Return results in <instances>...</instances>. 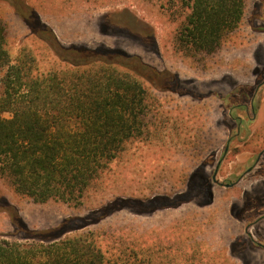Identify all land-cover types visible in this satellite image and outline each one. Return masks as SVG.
Masks as SVG:
<instances>
[{
  "label": "trees",
  "instance_id": "16d2710c",
  "mask_svg": "<svg viewBox=\"0 0 264 264\" xmlns=\"http://www.w3.org/2000/svg\"><path fill=\"white\" fill-rule=\"evenodd\" d=\"M155 3L174 24L173 51L204 61L220 53L230 37L243 30L256 0ZM27 15L23 12L25 18ZM147 37L155 44L152 30ZM44 41L40 44L52 50ZM9 56L0 19V179L15 195L36 203L59 201L79 206L99 180L109 175L111 163L127 153L129 143L157 136L151 128L162 122L158 98L130 66L96 58L92 50L76 46L57 56L60 66L46 70H39V60L30 47H20L12 60ZM262 146L264 124L247 137L242 149ZM170 198L163 194L148 199L151 212L195 200L187 190L176 192L168 202ZM227 220L232 229L237 226L232 218ZM64 223L33 232L25 242L0 235V264H251L256 255L245 247H231V253L242 260L237 263L225 255L228 240L222 244L213 237L211 226H194L191 221L184 236L178 225L174 227V238L167 237L172 242L162 244L160 235L144 232V247L140 248L131 240H109L106 233L67 228ZM70 231L73 233L67 235ZM101 236L107 241L99 240Z\"/></svg>",
  "mask_w": 264,
  "mask_h": 264
},
{
  "label": "rangeland",
  "instance_id": "374dc122",
  "mask_svg": "<svg viewBox=\"0 0 264 264\" xmlns=\"http://www.w3.org/2000/svg\"><path fill=\"white\" fill-rule=\"evenodd\" d=\"M155 1L25 0L26 5L23 0H0V19L5 25L10 60L20 47L27 46L36 54L39 70H46L60 66L57 56H64L68 47L90 49L96 58L121 62L136 70L147 81L151 94L158 98L162 121L151 128L156 137L127 145V153L111 163L109 175L99 180L79 206L59 201L33 202L15 195L0 179L2 238L25 242L31 233L54 229L66 221L67 228L106 233L109 240H131L140 248L144 247V232L160 235L163 244L172 240L167 237L174 238L172 230L176 225L184 236L191 227L190 221L194 225L204 218L207 208L196 203L201 202L205 186L200 174L196 178L190 176L187 155L191 131L204 132L206 128L200 127L202 117L196 120V126L190 119L189 113L194 112L196 116L198 111L189 109L190 94H194L192 91L197 87L211 89L208 92L218 96L221 93L215 86L225 80L235 81V87H241L236 90L237 95L243 89H253L257 81L264 80V34L252 33L245 22L243 30L234 33L217 55L206 57L204 61L185 58L173 51L174 24L160 12ZM23 12L29 15L25 18ZM151 30L155 44L147 37ZM38 36L53 49L41 45L42 39L39 41ZM251 36L256 38L252 43L248 40ZM120 50L123 53H119ZM235 87L229 84L222 94L231 93ZM257 96L264 97V84L258 88ZM262 106L264 115V101ZM184 119H188V123L184 124ZM242 161L237 156L225 164L218 180L234 166L241 171L239 163ZM212 169L209 164L204 171L209 175ZM245 185L241 184L237 193L249 189ZM182 190H187L188 195L197 194V198L176 208L151 212L152 203L148 199L167 194L171 197L168 202H172L174 194ZM212 190L218 192L216 186ZM255 191L262 196L264 187L255 184L248 192ZM158 198L160 202H167L164 197ZM222 207L223 203L214 198L209 209L211 213L220 212ZM71 233L73 231L67 235ZM104 239L105 236H101L99 240ZM245 257L250 259V256Z\"/></svg>",
  "mask_w": 264,
  "mask_h": 264
},
{
  "label": "flooded vegetation",
  "instance_id": "af4514ba",
  "mask_svg": "<svg viewBox=\"0 0 264 264\" xmlns=\"http://www.w3.org/2000/svg\"><path fill=\"white\" fill-rule=\"evenodd\" d=\"M245 22L252 33L264 34V0H256ZM254 24L258 26H252ZM263 84L264 80L257 81L253 89L246 88L241 92L239 90L240 95H237L236 90L241 87L237 88L234 84L235 89L232 92L237 96L232 92L229 95L216 96L220 99L221 111L213 124L225 131L224 139L217 148H212L210 145L211 148L207 155L198 163L192 173L194 178L200 174L204 182L203 202L211 185L229 189L243 180L254 179L257 186L261 184L264 187V146L257 150L242 149L247 137L264 124V115H262L264 97L257 96L258 88ZM211 95L212 93L193 94L192 96L199 100ZM253 125L255 126L253 127ZM237 156L243 160L239 163L241 171L237 169L236 171L234 166L233 170L223 175V179L218 180L221 168ZM209 164L213 166V169L209 175L204 174L203 170ZM228 201L231 206L227 208V216L232 218L241 229V233L234 236L229 247L248 248L252 253L258 255L251 262L264 264V194L259 196L256 191L254 193L241 192L239 199L235 200L234 197H230ZM233 254L235 255V253ZM236 256L238 255L236 254Z\"/></svg>",
  "mask_w": 264,
  "mask_h": 264
},
{
  "label": "crops",
  "instance_id": "0c3cea01",
  "mask_svg": "<svg viewBox=\"0 0 264 264\" xmlns=\"http://www.w3.org/2000/svg\"><path fill=\"white\" fill-rule=\"evenodd\" d=\"M255 39H256L255 36H251V37H249L248 40H250V42L252 43L253 41H255ZM221 83L223 85L220 86ZM229 84L231 86H233L235 84V81L230 82V81L225 80V81H221L220 83H218L217 86H215L216 91L218 90V93H221L218 96L227 95V94L223 95L222 92H224L226 90V86H228ZM210 90L211 89H207V88L206 89L203 88L202 90H199L196 87V90L192 91L194 94H198V95H207L208 93H212L211 96H209L208 98H204V99L197 100L192 96L193 94H190L192 104H194V105L192 106V104H191L189 109L190 110H192V108L198 109V111L196 110V116H195L194 112L189 113L191 116L190 119H192V121H195L194 124L196 126L197 125L196 120L199 121L200 118L202 117L201 118L202 122L200 123L201 124L200 127L206 128L204 132L202 130L198 131V132H196L195 130L191 131L192 137H191V143L189 144V149H188L189 155H187L188 158L190 159V165H191L190 166L191 167L190 176L192 175L193 171L197 167L198 163L202 159H204V157L207 155L211 146H212V148L219 147V145L222 143V141L224 139V135H225V131L222 128L215 127L213 124V122L216 120V118H218L219 113L221 111V108H220L221 102H220V99L217 98L213 92H208ZM203 105H204V107H202ZM186 120L183 122L184 124L188 123V119H186ZM214 136H217L216 140H214V138H213ZM203 172H204V174L206 173L204 170H203ZM253 180L254 179L241 181L236 186L231 187L229 189H225V188H222V187L217 186V185H211L209 187L207 193H206V197L204 199V202H203V197H202L201 202L196 203L199 207L207 208L206 212H205L206 214H205L204 218L201 220L200 224L211 226L212 227L211 231L213 232V237H215V239H217V240H220L219 242H221L222 244L226 243V241L228 240V244H227V247L225 250V255L228 257H232L234 260H237V263H240L242 260L240 257L233 255L231 253V248L229 247V243H231L233 241L235 235H238L241 233V229H239L238 226H236L235 228L232 229L230 223L227 220V217H228L227 216V208L228 207L230 208V206H231L228 199H230V197H234L235 200L239 199L241 192L237 193L238 191H236V189L241 184H246L245 186L249 187V189H245L243 192H248L249 190L253 189L254 185H255V182ZM215 186L218 189L217 193L213 192V190H212L213 187H215ZM196 198H197V195L194 196V199H196ZM214 198H215V201H221L223 203V207H222V210L220 212L215 211V212L211 213L209 207L213 204ZM196 223H199V222H196ZM234 224H236L235 221H234ZM257 257H258V255H255V256H253V259L257 258ZM249 262H251V261H249ZM254 262H256V261H254ZM251 264H254V263L251 262Z\"/></svg>",
  "mask_w": 264,
  "mask_h": 264
}]
</instances>
